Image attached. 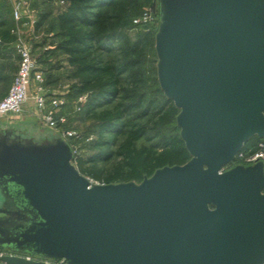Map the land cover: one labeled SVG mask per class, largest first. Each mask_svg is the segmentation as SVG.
<instances>
[{"label": "water", "instance_id": "1", "mask_svg": "<svg viewBox=\"0 0 264 264\" xmlns=\"http://www.w3.org/2000/svg\"><path fill=\"white\" fill-rule=\"evenodd\" d=\"M158 11L157 82L190 159L92 185L63 139L3 135L0 264H264V164L222 171L264 139V0Z\"/></svg>", "mask_w": 264, "mask_h": 264}, {"label": "trees", "instance_id": "2", "mask_svg": "<svg viewBox=\"0 0 264 264\" xmlns=\"http://www.w3.org/2000/svg\"><path fill=\"white\" fill-rule=\"evenodd\" d=\"M31 1L36 8L34 30L46 29L51 34L47 43L53 46L36 57L44 72V87L54 86L55 69L66 67L71 85L62 98L76 103L86 95L76 113L96 127L89 154L73 156L78 172L103 185L138 184L157 169L186 163L190 156L175 121L179 111L157 82L154 37L158 25L142 29L133 40L123 31L128 21L141 14L139 0ZM56 1L64 5L57 7ZM11 25V8L2 5L0 33L9 32ZM150 52L155 76L149 93L144 65ZM56 57L61 58L58 65L52 63ZM71 123L68 119L64 128L73 129ZM258 142L264 139H250L243 150ZM5 251L0 247V253Z\"/></svg>", "mask_w": 264, "mask_h": 264}, {"label": "built area", "instance_id": "3", "mask_svg": "<svg viewBox=\"0 0 264 264\" xmlns=\"http://www.w3.org/2000/svg\"><path fill=\"white\" fill-rule=\"evenodd\" d=\"M29 5L28 0H13L11 5V17L14 23L11 33L17 38L16 49L19 54V63L7 94L0 99V118L20 115L23 112L24 104L31 100L37 110V121L66 141L74 155L75 150L70 141L74 140L76 133L73 130L64 128L67 117L61 112L64 105L62 95L48 93L43 85V73L32 54L31 47L26 44L22 37L25 28L33 31L36 21ZM55 5L61 7L64 2L56 1ZM151 21L150 11H144L133 19L134 24L149 23ZM86 97V95H83L77 99L76 111L80 110L81 105L86 101ZM257 162L264 164V142H258L254 147L246 150L242 148L236 154L235 161L223 168L222 171L235 165L250 166ZM89 182L90 184L103 185L91 180ZM56 264L63 263L58 262Z\"/></svg>", "mask_w": 264, "mask_h": 264}, {"label": "rangeland", "instance_id": "4", "mask_svg": "<svg viewBox=\"0 0 264 264\" xmlns=\"http://www.w3.org/2000/svg\"><path fill=\"white\" fill-rule=\"evenodd\" d=\"M140 5L143 7L141 8V13L144 11H150L152 16V21L149 23L141 22L139 24H134L133 20L132 22L126 23L124 26L123 31L130 37L131 40H133L137 33H139L142 29L146 27H154L158 25V19L159 18V11H158V0H139ZM34 15H36L34 13ZM23 39L26 42L28 46L31 47L32 54L36 58L42 51H47L53 46L50 43H47L50 38L51 34L46 32V29L36 31L33 28V31H31L28 28L24 29ZM43 41L45 44L40 47V45L43 44ZM61 58L56 57L53 59L52 63L56 62V65L60 64ZM154 56L153 53H149L148 56L145 59V65H144V71H145V77L148 78L149 82V93L154 90L153 87V77L154 69H155V63H154ZM39 65V64H38ZM39 68L40 65H39ZM60 69V70H59ZM55 75H52V81L55 82L54 88L56 90L55 93L60 92H67L70 89L71 82L68 80V70L66 67H63V65H60L57 69H55ZM46 79V78H45ZM43 83H44V72H43ZM48 89H51L50 86L47 87ZM47 90V89H46ZM53 90V89H51ZM64 96V95H63ZM87 99V97H86ZM31 101V100H30ZM64 105L62 106V113L66 115L67 120H72V123L70 124V127L76 133V137L74 140H71L70 143L73 145L75 153L73 156L75 157H83L89 154L88 146L89 144L96 138L95 137V124L92 121H85L82 120V118H78L77 111L75 110L76 103H70L66 101L63 98ZM66 107V109H63V107ZM21 115L16 116L18 119V125H14V127H8L7 130H4L5 126L4 124L0 123V133L8 134L9 137L13 139H20L22 141L25 140H33L36 143L40 142H46V141H54L56 138H59L56 133L53 131L46 129L44 126H42L39 122L34 121V124L30 123H20ZM38 123L40 125H38ZM27 128L28 131H22V129ZM66 129V128H65ZM73 163V161H72ZM93 185H96L92 183ZM0 254H9L8 252H1Z\"/></svg>", "mask_w": 264, "mask_h": 264}, {"label": "crops", "instance_id": "5", "mask_svg": "<svg viewBox=\"0 0 264 264\" xmlns=\"http://www.w3.org/2000/svg\"><path fill=\"white\" fill-rule=\"evenodd\" d=\"M12 2L13 0H0V9L2 5L11 8ZM28 2L30 4L29 8L31 12L36 14V8L31 7L32 1L28 0ZM34 16L36 18V15ZM11 22L12 25L9 32L0 33V99H2L7 94L19 63V54L16 49L17 38L11 33V29L14 27L12 17ZM50 88L53 90L47 89L48 93L56 92L54 86ZM66 93L67 92H60L59 95L63 96ZM36 115L37 110L33 102L29 100L23 106V112L19 121L23 124H34V121L38 122ZM18 119L19 118H16V116H8L0 118V123L4 124V130H7L8 127H14V125H18ZM39 123L38 125H40ZM25 130L28 131V129L24 127L21 132H24Z\"/></svg>", "mask_w": 264, "mask_h": 264}, {"label": "flooded vegetation", "instance_id": "6", "mask_svg": "<svg viewBox=\"0 0 264 264\" xmlns=\"http://www.w3.org/2000/svg\"><path fill=\"white\" fill-rule=\"evenodd\" d=\"M3 135L6 136V139H7L8 141H10V140H14L13 138L9 137V135H8L7 133H6V134L0 133V138H1ZM15 140H17V139H15Z\"/></svg>", "mask_w": 264, "mask_h": 264}]
</instances>
